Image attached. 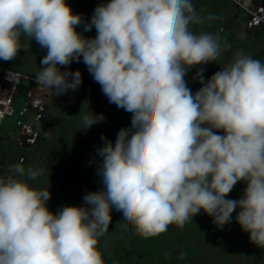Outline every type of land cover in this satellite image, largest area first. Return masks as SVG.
<instances>
[{
  "label": "clouds",
  "instance_id": "clouds-1",
  "mask_svg": "<svg viewBox=\"0 0 264 264\" xmlns=\"http://www.w3.org/2000/svg\"><path fill=\"white\" fill-rule=\"evenodd\" d=\"M200 22L192 0H108L88 22L67 0H0V60L26 51L22 38L34 40L46 50L38 85L55 96L76 92L81 72L61 69L82 62L108 102L132 114L114 143L101 136L102 188L86 193L83 206L50 211L49 188L29 183L43 169L21 162L0 177V264H105L98 242L113 209L121 227L145 239L183 228L201 211L223 228L235 212L264 248V62L238 52L207 80L201 67L193 93L188 71L217 64L229 47L190 30ZM93 28L94 37L83 35ZM79 114L82 130L105 120ZM238 182L243 195L229 199Z\"/></svg>",
  "mask_w": 264,
  "mask_h": 264
},
{
  "label": "trees",
  "instance_id": "trees-1",
  "mask_svg": "<svg viewBox=\"0 0 264 264\" xmlns=\"http://www.w3.org/2000/svg\"><path fill=\"white\" fill-rule=\"evenodd\" d=\"M71 1L74 2L73 13L82 15L86 22L90 13V11H87L88 7H92L96 0ZM197 1L199 0L192 1L193 5H197ZM223 1L226 0H215L214 2L215 5H219L217 9L218 14H227L226 7L221 6ZM106 2H108V0H99V4ZM209 6L208 3L207 7ZM204 8L205 6H202V9L197 12L202 18V22L190 26L191 31L196 34L199 33L196 32L195 28L208 19L207 16L202 14ZM77 31H82V26L77 27ZM207 31L208 29L206 28L202 30V33H206ZM95 35L96 32L94 28L92 31L88 32V36L90 37H94ZM221 40L220 43L224 45L225 42ZM32 42L34 43L35 41L33 40ZM24 45L26 51L21 50L14 60L7 62L10 66H12L11 63L16 65L15 62H19L21 59L35 60L34 58L37 52L33 45H28V43ZM1 61L2 60H0V86H2V79L5 72L10 70L9 68L7 69V63L2 64ZM13 68H15L12 69L13 71L25 75L20 72V70L23 69L17 65ZM196 69L197 66L191 68L188 72L195 71ZM72 70H79L81 72L83 81L81 86L76 92L69 91L67 93L68 97L64 95L55 96V94H53V99L46 109L47 115L56 120L55 127L58 129L50 134L51 136L47 137L45 142L35 141L31 146L26 147L24 152L26 160L23 161V166L25 169L28 167L43 169L42 175L35 181H29L33 187L37 189H47L46 187L50 186L54 177L61 181L63 191H60L55 199L52 200L55 205L61 200L67 199V196L63 195V192L68 193L67 195H71L73 192L78 193L84 190L85 195L88 192L98 191L102 188L100 178L96 175L97 160L95 159L99 156L89 149L91 145L86 146L84 150L80 152L79 149L76 150V147H74V149L70 148L67 140L56 141L54 146L51 144L52 141H54V137L60 132L59 129H61V127L68 126V128H70V126L81 122L79 114L81 109L84 113L94 111L92 108L94 104V88L96 89L99 84L95 81L90 83L91 78L89 74L85 73L87 67L82 62H73ZM27 76H29V81L36 82L35 76ZM194 87L195 89L192 90L193 93L198 91L201 86L195 85ZM5 96H11L13 103V95L5 94ZM24 102L27 105V97ZM107 110L116 112L111 118L115 116L128 121L127 117L129 113L125 112L123 109L117 110L113 104L109 103ZM6 116L0 125H2ZM30 121L31 117L26 114L23 117V123H29ZM17 125L20 127L21 131V125L18 123ZM106 132L107 130H105L104 133L106 134ZM4 136L8 139L11 137V135L7 134ZM102 144L103 143L98 144L97 147L102 146ZM10 145L13 144L5 143V141L0 142V147H9ZM13 147L14 146L11 148ZM245 186L243 182H238L228 198H241ZM114 210H112L111 215H117V217L122 220V213L116 210L114 212ZM235 216L236 213L234 212L232 214L231 223L224 225L223 228H219L213 223L212 217L201 211L200 214L193 217L192 222L186 223L183 228L170 225L166 232L153 238H142L136 234L131 225H128L127 228L120 226L119 229L113 230L102 240L106 247L111 248V246H115L119 250L124 248L127 249V251L137 254L134 259L135 264H264V248H258L255 244L250 242L249 234L241 230L239 224L235 220ZM138 252L143 254V257Z\"/></svg>",
  "mask_w": 264,
  "mask_h": 264
},
{
  "label": "rangeland",
  "instance_id": "rangeland-1",
  "mask_svg": "<svg viewBox=\"0 0 264 264\" xmlns=\"http://www.w3.org/2000/svg\"><path fill=\"white\" fill-rule=\"evenodd\" d=\"M67 2L74 11V2L71 0H67ZM214 2L215 0H199L196 2L197 5H194L196 12L201 10L202 6H205L202 14L207 16L208 19H206V22L197 26L195 30L200 34L202 33V30L207 28L208 31L206 33L218 35L222 39L220 40L225 42L224 45H221H227L229 47L228 50L223 53L217 64L210 63L207 65H197V69L195 71L187 73L185 79L188 82V86L191 88V90L195 89V85L201 86L198 80L194 79L197 71L201 67L204 68L203 76L204 79L207 80L215 72L219 71L220 67H224L226 64L230 63L238 52H243L255 59H259L264 62V0L223 1L221 6L226 7L227 14H218L217 9L219 5H215ZM208 3L210 5L209 7H207ZM98 4L99 0H96L92 7H88L87 11H90V13L86 22L90 21L93 11ZM83 35L85 37H90L88 36V32H84ZM22 43L33 45L37 52L34 58L36 61L31 59H21L19 62H15L18 67L23 69L20 70V72L25 74H21L22 80L20 82L22 84L20 83L21 85L19 87L17 86L16 88L11 89L0 86L1 95H13L12 109L14 111L12 114H8L2 125H0V142L5 141V143L13 144L9 147H0V177L5 178L9 175H15L10 171L12 165L21 162L24 163L23 161L26 160V156L24 154L26 147L31 146L35 141L45 142L46 138L50 137V134L58 129L55 127L56 120L46 113V109L49 107L53 99V91L38 85L36 82L29 81V76H27H35L34 73L41 69L40 61L42 60L43 56L46 55V50L41 49L36 42H29L24 38H22ZM1 63L3 64L7 62L1 61ZM7 65V69L9 68L11 71H13L12 69H15L13 67L16 66L14 63H11L12 66H10L8 63ZM71 71L74 72L75 70ZM85 73L89 74L88 69L85 70ZM89 77L91 78L90 83L94 82L90 74ZM94 90V104L92 105L94 110L93 113L104 114L105 120L103 122L94 124L90 129L87 130H82L83 125L81 122L70 126V128H68V126L61 127V129H59L60 132L56 137H54V141L51 143L53 146L56 141L67 140L69 142L70 148L74 149V147H76V150L79 149V151L82 152L86 146L91 145L89 149L93 153H96L98 144L103 143L99 137L105 135L114 143L118 131L121 128L131 126V113H129V116L127 117L128 121L122 120L120 117L115 116H113L114 118H111V116L116 114V112L107 110L109 102L107 97H105V95L102 93L100 85H98L96 89L94 88ZM64 96L68 97V94L66 93ZM26 97L27 105L24 102ZM24 104L27 107L26 109H28L27 113L29 117H31V121L29 123L27 122L21 124L20 131V127L17 125V120L20 117V108H22ZM114 107H116V105H114ZM116 109L120 110L117 107ZM105 130H107L106 134L104 133ZM5 134L11 135L10 139L6 138L4 136ZM12 146L14 147L11 148ZM95 160L98 162L100 157L96 158ZM46 188H49L51 193V199L48 201L47 206L53 213L58 212L61 206L64 205H84V190H81L78 193L73 192L71 195H67L68 193L63 192V195L67 196V199L61 200L56 205L53 204L52 200L55 199L60 191H63L61 181L57 180L55 177L52 179L50 186ZM120 220L121 219L118 218L117 215H113L112 223L109 225L108 231L99 238L98 248L103 254L105 264H135L134 259L136 258L137 254L127 251V249L124 248L119 250L115 246H111V248L106 247L102 240L113 230L119 229L120 224L117 222ZM120 223L122 224V221ZM141 256L143 257V254H141Z\"/></svg>",
  "mask_w": 264,
  "mask_h": 264
},
{
  "label": "built area",
  "instance_id": "built-area-1",
  "mask_svg": "<svg viewBox=\"0 0 264 264\" xmlns=\"http://www.w3.org/2000/svg\"><path fill=\"white\" fill-rule=\"evenodd\" d=\"M62 71H71L72 70V64L67 66L66 68H62ZM22 80L21 74L17 73L15 71L7 70L3 76L2 79V86L3 87H8V88H16L17 86L20 85V81ZM26 106H23L20 108V117L17 120L18 124H23V117L28 114L26 109ZM12 100L11 96H5L0 94V123L3 121L5 116L7 114H12Z\"/></svg>",
  "mask_w": 264,
  "mask_h": 264
}]
</instances>
